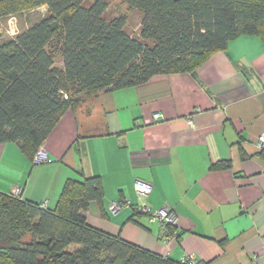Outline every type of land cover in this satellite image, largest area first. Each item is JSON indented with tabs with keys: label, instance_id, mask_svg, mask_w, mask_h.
<instances>
[{
	"label": "crops",
	"instance_id": "obj_1",
	"mask_svg": "<svg viewBox=\"0 0 264 264\" xmlns=\"http://www.w3.org/2000/svg\"><path fill=\"white\" fill-rule=\"evenodd\" d=\"M41 148L47 160L37 162L18 143L0 145L1 194L21 189V200L55 210L69 180L98 177L93 227L176 262L264 264L260 37L232 41L195 73L100 93L92 112L68 111ZM137 182L151 186L147 198ZM114 202L130 206L114 212ZM143 202L175 213L173 235L139 210Z\"/></svg>",
	"mask_w": 264,
	"mask_h": 264
},
{
	"label": "trees",
	"instance_id": "obj_2",
	"mask_svg": "<svg viewBox=\"0 0 264 264\" xmlns=\"http://www.w3.org/2000/svg\"><path fill=\"white\" fill-rule=\"evenodd\" d=\"M127 4L142 16L137 37L128 34L126 17L109 15L105 0H0V19L47 9L0 44V145L18 143L35 155L82 94L138 86L159 74L195 73L240 37L264 41V0ZM102 198L98 177L69 180L55 210L0 193V264H190L90 225L89 205ZM168 231L173 235L174 227Z\"/></svg>",
	"mask_w": 264,
	"mask_h": 264
},
{
	"label": "rangeland",
	"instance_id": "obj_3",
	"mask_svg": "<svg viewBox=\"0 0 264 264\" xmlns=\"http://www.w3.org/2000/svg\"><path fill=\"white\" fill-rule=\"evenodd\" d=\"M109 5V15L116 16H124L127 21V32L132 37H137L140 32V24L142 20V16L139 12L131 10L127 4V0H105ZM47 12L45 7L40 8L38 10L32 11L31 13H26L22 15H17L13 17H8L6 19H0V44L13 39L19 33L27 30L31 25L35 24L39 21ZM56 65L58 67H63L62 61L59 60V57L56 58ZM98 93H85L82 94L79 98L78 106L72 110L75 112L76 110L80 111L82 109L83 112L92 110L96 106V101L98 97ZM27 237L25 240H28Z\"/></svg>",
	"mask_w": 264,
	"mask_h": 264
},
{
	"label": "built area",
	"instance_id": "obj_4",
	"mask_svg": "<svg viewBox=\"0 0 264 264\" xmlns=\"http://www.w3.org/2000/svg\"><path fill=\"white\" fill-rule=\"evenodd\" d=\"M154 120L159 121L160 120L159 115H155ZM46 158H47V156H46L44 149L40 148V150L37 152L35 161L42 162V161L47 160ZM135 186H136L137 193L139 194V196L141 198H147L148 197V195L150 194V191H151V186L149 184L137 182L135 184ZM11 196H13L15 198H19L21 196V189H15ZM126 206H130V203L127 202L125 204H122L120 202H114L111 206V209L114 212H118ZM139 210L143 213H148L151 216L152 221H158L162 227V230L169 237L170 233L168 232V228L176 226V223H177V217H176L174 212H172L168 208H163V209H161L155 213H152L148 209V207L146 206V202L142 203L141 208ZM186 261L189 262L190 264H201L199 261H195V260L187 259Z\"/></svg>",
	"mask_w": 264,
	"mask_h": 264
}]
</instances>
